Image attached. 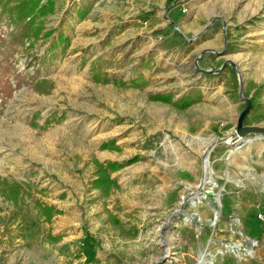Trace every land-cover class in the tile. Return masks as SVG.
Instances as JSON below:
<instances>
[{
	"label": "rangeland",
	"instance_id": "rangeland-1",
	"mask_svg": "<svg viewBox=\"0 0 264 264\" xmlns=\"http://www.w3.org/2000/svg\"><path fill=\"white\" fill-rule=\"evenodd\" d=\"M54 3V33L32 51L44 62L0 18V178L25 192L16 206L0 195V264H264V204L237 220L219 185L191 197L207 153L223 168L216 146L245 106L240 83L244 124L264 126V0ZM96 162L118 165L107 193Z\"/></svg>",
	"mask_w": 264,
	"mask_h": 264
},
{
	"label": "crops",
	"instance_id": "crops-1",
	"mask_svg": "<svg viewBox=\"0 0 264 264\" xmlns=\"http://www.w3.org/2000/svg\"><path fill=\"white\" fill-rule=\"evenodd\" d=\"M232 131L233 128L222 134V137H218L219 141L217 142L220 144L216 147H220L222 152L216 156L214 161H221L223 168L212 172V179L223 191L221 206L224 207V211L231 212L239 220L237 215L240 208L253 207L256 203L264 204V167L263 169L260 168L264 164V138L249 134L245 140L236 145L225 144L223 140L229 139L228 134H231ZM220 238V236L214 239L206 238L204 253L208 255V259H212L213 256L210 247L214 246L213 252H217L222 243ZM251 238L244 239L245 244L238 242V245L249 246L248 241ZM233 244L236 248V242Z\"/></svg>",
	"mask_w": 264,
	"mask_h": 264
},
{
	"label": "trees",
	"instance_id": "trees-1",
	"mask_svg": "<svg viewBox=\"0 0 264 264\" xmlns=\"http://www.w3.org/2000/svg\"><path fill=\"white\" fill-rule=\"evenodd\" d=\"M54 0H0V18L3 16L6 21L14 26L16 34L14 40L24 46V50L30 52L33 62H44L45 57L39 58L35 52H32L36 46L37 40L42 37L43 39L49 38L53 35L52 28L45 29V20L51 13L54 12ZM58 40L64 41L65 38L59 36ZM25 42L28 45L25 46ZM55 48L54 43L50 47L52 50ZM51 87L46 79L37 80L34 83V88L40 92H48L47 88ZM156 100L165 102L170 101L168 96H154ZM188 104H183L181 107H187ZM102 148H106L107 144H102ZM97 172L94 186L102 188L105 193L109 192L112 188L117 186L115 180L111 179L107 173L108 169L116 170L118 165L113 162H107L105 165L96 162ZM25 192L22 190L20 183L16 181L9 182L5 178H0V195L5 199L11 200L14 206L18 205ZM44 215L49 217L52 215L48 209H43ZM59 212V211H58Z\"/></svg>",
	"mask_w": 264,
	"mask_h": 264
},
{
	"label": "water",
	"instance_id": "water-1",
	"mask_svg": "<svg viewBox=\"0 0 264 264\" xmlns=\"http://www.w3.org/2000/svg\"><path fill=\"white\" fill-rule=\"evenodd\" d=\"M239 99L244 101L245 106L236 117L235 130H234V133L229 137L230 140H228L227 138L223 140L225 144L236 145L240 141L245 140V138L251 133L264 134V126L244 124L245 117L249 114L252 108V103L248 97L243 96L241 83H240V88H239ZM257 137H260V136H257ZM203 183H204V174H203V178L201 182L198 184L196 188V191L191 192L192 194L191 197H197L198 195H201V194H204L205 197H208L207 196L208 192L205 190ZM211 204L214 208V211L218 212L217 200H214L213 202H211Z\"/></svg>",
	"mask_w": 264,
	"mask_h": 264
},
{
	"label": "bare ground",
	"instance_id": "bare-ground-1",
	"mask_svg": "<svg viewBox=\"0 0 264 264\" xmlns=\"http://www.w3.org/2000/svg\"><path fill=\"white\" fill-rule=\"evenodd\" d=\"M208 156H209V153L206 154L207 158L205 157V159H204L205 170H204V183H203V186H204V188H205V190L207 192H210V191H212L214 189V187L216 186V183H215V181H213L212 176H211L213 170H212V167L210 165V161H209V157ZM204 162H203V164H204ZM217 196H218V202L221 203V200H220L221 194H217ZM204 197H205L204 194L198 195L197 197H195V200L193 202H195L197 199H198L197 202H200L201 199L204 198ZM218 218H219V213L217 212L215 221H217ZM212 263L213 262H211V261H207L206 256H204V255L201 256L199 264H212Z\"/></svg>",
	"mask_w": 264,
	"mask_h": 264
},
{
	"label": "built area",
	"instance_id": "built-area-1",
	"mask_svg": "<svg viewBox=\"0 0 264 264\" xmlns=\"http://www.w3.org/2000/svg\"><path fill=\"white\" fill-rule=\"evenodd\" d=\"M257 217L261 218V217H262V214H261V213H258V214H257ZM254 242H255V240H254ZM242 250H243V251L246 250L244 246H242ZM237 253H238V251H237ZM240 258H241V257H240Z\"/></svg>",
	"mask_w": 264,
	"mask_h": 264
}]
</instances>
